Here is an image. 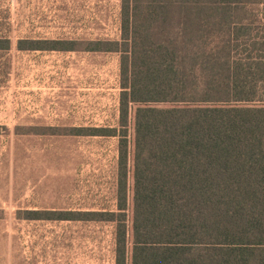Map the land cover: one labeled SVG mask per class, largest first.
Masks as SVG:
<instances>
[{
	"label": "trees",
	"instance_id": "1",
	"mask_svg": "<svg viewBox=\"0 0 264 264\" xmlns=\"http://www.w3.org/2000/svg\"><path fill=\"white\" fill-rule=\"evenodd\" d=\"M14 46L118 54L121 88L116 126L47 130L117 139L113 207L19 219L112 224L114 264H264V0H121L117 38Z\"/></svg>",
	"mask_w": 264,
	"mask_h": 264
},
{
	"label": "rangeland",
	"instance_id": "2",
	"mask_svg": "<svg viewBox=\"0 0 264 264\" xmlns=\"http://www.w3.org/2000/svg\"><path fill=\"white\" fill-rule=\"evenodd\" d=\"M120 1L0 0V35L13 43L0 53V264H114L112 224L28 221L18 211L113 207L117 139L47 130L118 124L120 56L14 44L117 38Z\"/></svg>",
	"mask_w": 264,
	"mask_h": 264
}]
</instances>
